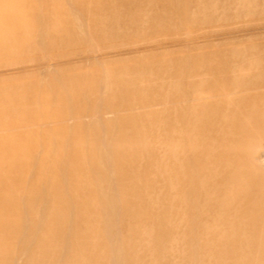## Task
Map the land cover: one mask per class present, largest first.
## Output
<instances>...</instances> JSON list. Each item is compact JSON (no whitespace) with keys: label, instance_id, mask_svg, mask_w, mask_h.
I'll return each instance as SVG.
<instances>
[{"label":"rangeland","instance_id":"obj_1","mask_svg":"<svg viewBox=\"0 0 264 264\" xmlns=\"http://www.w3.org/2000/svg\"><path fill=\"white\" fill-rule=\"evenodd\" d=\"M67 1L82 26L89 27L88 35L77 28ZM67 1L10 3L12 10L33 6L32 14L21 17L30 22L39 18L43 38L39 42L35 32L32 48L22 37L16 43L22 47L0 52V249L20 253L25 240L36 243L43 237L39 226L32 228L33 219L54 218L59 209L46 210L49 196L40 200L37 192L33 201L43 202L44 212L32 210L29 192L34 185L38 190L52 182V188L58 186L59 172L50 166L67 154L85 159L80 167L95 173L96 178H84L83 186L95 182L107 191L104 175L110 176L120 215L130 218L103 224L108 235L123 234L121 244L108 240L100 231L103 226L98 229L94 222L95 234L107 242L99 248L103 258L89 264H112L121 255L124 264H264V220L215 207L221 139L240 148L237 160L245 170L258 173L237 178L248 181L246 185L264 179V0ZM3 12L0 8V18ZM238 75L244 82L230 88L226 81ZM136 88L149 91L133 93ZM152 98L157 99L154 109L147 107ZM125 103L136 109L128 110ZM107 107L115 111L107 113ZM41 113H68L77 119L54 126ZM89 121L91 128H85ZM122 142L128 144L123 150L117 146ZM105 149L115 150L110 168L102 163ZM116 154L130 159L122 172L116 169L122 160ZM41 164L48 168L41 170ZM12 176L20 177L16 188L8 183ZM67 181L56 188L75 195ZM228 185L222 186L235 187ZM3 199H20L17 210L7 208ZM89 206L97 210L102 205L93 201ZM3 224L6 229L25 227L10 238L1 235ZM39 252L16 258V264H43Z\"/></svg>","mask_w":264,"mask_h":264},{"label":"bare ground","instance_id":"obj_2","mask_svg":"<svg viewBox=\"0 0 264 264\" xmlns=\"http://www.w3.org/2000/svg\"><path fill=\"white\" fill-rule=\"evenodd\" d=\"M17 1H20V0H0V8L4 11L2 13L4 16L2 18H0V22L3 24L0 26V33L2 34V41L0 42V52H6V51L12 52L13 50L18 49L19 47H22L23 45L19 46L16 44L17 42L19 43V41L22 37H25V39L29 40L28 41L29 44L26 46H29V48H32L31 42H34L36 40L33 38V36L36 34L35 32H39V37H38L39 42L42 40L41 37L43 38V28L39 23V21H40L39 18L35 17L36 20L34 19L33 21L30 22V20H25L21 17V14L26 13V12H28V13L30 12V14H32L34 12V11H32L33 6L30 7L31 9H29L28 4H26V5H23L21 7V9L12 10L10 8V3L17 2ZM68 3H66L67 5H65V6L68 9V11L71 12L73 19L75 18L74 20H76V24L78 26L77 28L82 29L83 34L88 35L89 34V27L88 28L86 27V29H85V27L82 26L83 23L80 21L78 15L72 11L71 7H69L70 2H68ZM58 12H61L62 15H64V13H65L64 10H60ZM64 18L67 22H69V20H71L70 17L68 18L65 15H64ZM8 25L9 26L13 25V26L17 27V31L8 32L7 27H6ZM64 29H66L67 31L69 30V28H67V27H65ZM53 31L62 32L65 30L55 29ZM67 31H65V32H67ZM90 31H91V29H90ZM23 35H25V36H23ZM42 44H43V42L41 43V45ZM241 77L242 76H240V75H238L236 77H231L228 79V81H226V83L228 85H230L229 86L230 88L234 87L233 85L236 86V85L244 82V79H242ZM258 77H261V76L260 75L259 76H253V77H251V79H256ZM145 91L148 92L149 89L148 88H136L135 90H133V93L134 92L135 93H140V92L142 93ZM206 96L207 95H204L205 99H208L210 97V96H207V97ZM166 99H167V97H166ZM156 100H157L156 98H152L150 100V103H153V105L148 104L147 107H151L154 109V106L157 105ZM176 101L177 100H174V102H176ZM182 101L183 100H181L180 102H182ZM162 102H165V101L162 100ZM142 105L143 104H141L139 106H142ZM124 106L128 108L130 105L126 104ZM4 108L5 107L1 108L2 112H3ZM121 109L119 108L118 112H120ZM135 109L136 108H128V110H135ZM8 111L10 112V109ZM34 111H36V110H34ZM113 111H115V110H111L109 107H107V113L113 112ZM1 114L2 113H0V115ZM35 114H37L36 116L39 115V113H35ZM96 114L99 116V114L97 112L94 113V116H96ZM47 115L48 116L42 114L41 116L43 118L46 116V118L51 120V122H52V124H54V126L63 125L67 121L77 119L76 116H73V114H68V113L64 114V115L63 114L59 115L57 113L50 115V113H48ZM3 117H5V116H3ZM53 117H55V118H53ZM7 118H8V116H7ZM30 119H32V118H30ZM48 119H45V120H48ZM202 119L204 120V116H199V121H203ZM5 121H8V120H5ZM46 122H48V121H46ZM171 122L173 124L175 121L173 119H171ZM15 123L17 124L16 121H15ZM91 124H93V122H90V121L86 122V123H84V127L85 128H91V127H89V126H91ZM8 125H10V124H8ZM15 126H17V125H15ZM93 126H95V125H93ZM2 127L3 126L0 125L1 129H2ZM92 128H94V127H92ZM7 129H9V127L6 128V130ZM16 129H17V127H16ZM174 135H175V133L173 134L172 137L176 138ZM170 138H171V136H170ZM126 145H128V144H125V142L117 144L119 149H122V150L127 147ZM233 145H234L233 143H227L225 141V138L221 139L220 142H218V149H219V150L217 149L218 150V159H216L217 160L216 163H217L218 167L215 171H216V176H217V182L219 181L220 186H219V189L217 188V190H216L218 192L217 193L218 196H217V201L215 202V207L220 209L221 213L226 212V211H229V212L234 211V214H236V215L245 214V216L248 218L250 215L253 216V214H256L257 218H259V221L261 222L260 219L264 220L263 219L264 218V179L260 178L259 180H254L252 182H249L248 185H246L244 183H246L248 181H244V180L236 177L237 174H241V175L245 176V174H256L257 175L258 173L256 170H253L250 168L245 170L243 168V166L241 165L242 162L240 163L237 160L239 152L241 150L239 147H236ZM95 146H94V148H95ZM97 149H99V148H97ZM82 151H84V150H82ZM111 151H112L111 149H105L104 153H105L106 162L102 161V163L105 164L108 168H110L112 166V164L110 163L111 162V156L114 155L113 153L115 150L113 152H111ZM118 151H121V150H118ZM125 154L126 153H124L123 155H125ZM119 155H121V154H118V156ZM115 156H116L115 158L120 157V156L117 157V154ZM119 159H122L126 163L123 165L122 160H121L122 164L120 163V165L118 166L119 168L118 167L116 168L117 171L119 169V171L122 172L123 169L128 164H130L129 163L130 159L125 157V160H124V158H122V156ZM119 159H118V162H119ZM9 160H12V159L10 158ZM84 161H85V159L83 160L79 156L73 155V157H69V155L66 154L65 156H62L61 158H59V157L56 158V165L50 166V169H54V170H56V172H59L60 178L57 180V183H58L57 185L60 186L59 184L64 183V186H65V184H66L65 182L67 180H71L72 181L71 184H70V182L67 181L69 183L68 186L71 185L72 189H73V187H74V189L76 188L75 192L72 191V192H74L75 195H73V193L72 194L69 193L70 195H67L68 194V193H66L67 188H64V187H62V189L63 188L66 189L65 192H62V190L59 191V188L61 186L59 188H56L58 186H55L52 188L53 182H52V185L48 184L49 187L48 188L45 187L44 189L38 190V186H35V185L31 187V190L29 192L30 197H28V198H30L29 207H31L32 210L37 209V207H39V210H42L45 208L48 211L49 210H55L58 208L59 212L57 213L56 212L57 210L54 211V212H56V215H57L54 218L51 216L45 215V219L44 218L39 219V221L41 222V225H39L40 222L37 221L38 220L37 218H36L37 220L33 219V223H32L33 227L32 228L34 229V227H36V230H37L40 227L38 230L42 229L45 232V234L43 233L44 234L43 237H40L36 243H33V241L25 242L26 240L25 241L23 240L24 243H26V246L24 247L23 250L20 251V253H15V252L11 253L8 251L3 252L0 249L1 250V252H0V264H16V258H19V257L21 258L24 254H26V256H27V254L33 255L34 253H37V252L39 254L40 253L39 251H41V258L40 259H41V263H43V264H56V263H60V264H86V262L89 264L95 258H96L97 262L103 258L104 255H102V253L101 254L99 253V248L107 242L106 241L107 238L112 243L114 242V244L118 243V242L121 244V239H122L123 234L122 235L121 234H113V235L109 234L108 235V231L106 230V233L104 231L103 224H109V222H110L111 225H114L115 223L116 224L119 223V220H118L119 217H120L119 219H121L120 221H122V222L124 220L126 221V219H130V218L127 217V214H123L124 217H123V215L122 216L120 215L123 211L121 212V210L118 206L119 198L116 195V192L114 190V186H112L113 184H111L112 182H111L109 175H104L105 178H108V182L110 184L109 185L110 187L107 191H105L101 187L98 188V186L95 184V182L90 183V184H86V187L83 186L84 178L89 177V176L96 178V176H94L95 173H93L94 175H92V174L89 175V172L87 169H83L80 167L81 162H83V164H84ZM92 161L93 162H91V161L90 162H91L92 167H94L95 161L94 160H92ZM87 162H88V160H87ZM44 164L43 165L41 164V166H40L41 170H43V168L44 169L48 168V165L47 164L44 165ZM100 164H101V161H100ZM5 165L6 164H3L2 166H5ZM71 165L73 166V169H72ZM61 166L64 168L63 170H61ZM68 167L70 168L69 170H68ZM206 167H208V165L205 166V168ZM116 169H115V171H116ZM110 170L112 173L113 172L112 169H110ZM121 174H120V178H121ZM4 181L5 180H3V182ZM20 181L21 180H20L19 176H12L9 178L8 183L10 184L11 188H16V187H18V183ZM120 181H122V178ZM108 182H107V184H108ZM226 184H229L228 186H235V187L234 188L232 187L231 190L226 189L225 186H222V185H226ZM2 185H4V184L2 183ZM243 186H245V187H243ZM64 189H63V191H64ZM68 189H69V187H68ZM69 190H70L69 192H71V189H69ZM37 192L39 193V194H37V197H39V198L41 197L40 200L44 199L45 198L44 196H49V197H46L47 201H46L44 208L42 207L43 202H42V204H40L41 202H37V200H35V199L33 201V198ZM11 194H12V192H11ZM16 196L18 197V195H16ZM4 200L5 199H3L2 201H4ZM19 200L17 201V199H16L13 201H9L7 199V200H5L4 203H5L7 208L9 206H11V208L17 210L16 208H18V206L20 204ZM93 201L96 203H100L102 205L101 208L99 207V209L95 210L97 208V205H96V207L92 206L93 208H95V209H92V207H90L89 205H90V203L92 204ZM105 201H106V203L104 205ZM37 203H39V204H37ZM12 211L13 210H11V213H12ZM48 211H46V214ZM41 212H44V211L42 210ZM50 212L52 214L54 213L53 211H50ZM14 213H16V212H14ZM5 216H6V214H5ZM38 218H40V217H38ZM4 219H5V217H4ZM154 219H155L154 221L158 222V223H159V221H161V219H157V218H154ZM6 222H8V221H6ZM9 222H11V221H9ZM29 222L31 224V221H29ZM94 222H95V224L98 223V226H96V227H98V229L100 226H103V231L101 230L102 227H100L101 228L100 231L104 232L105 233L104 235L107 236V238H105V236H104L105 243L102 240V238H99V236L95 234V230H97V229L94 226L92 227ZM112 223H114V224H112ZM251 223H254V221L252 220ZM261 223H264V221ZM8 224H6V225L3 224V227L4 226L7 227ZM11 224H13V223H11ZM27 224H28V221H27ZM20 226L21 225H19L18 228H20ZM23 226L24 225H22L21 227H23ZM6 227H4V231L1 232V235H6V236H9L10 238L11 237L13 238V232H15V230H19L18 228H15L14 226L13 227L10 226L9 229H6ZM24 229L26 231V228H24ZM82 230L85 231V233H87V236L85 234H82V232H83ZM117 230L115 229L114 232L115 233L118 232ZM126 230H127V228H126ZM130 231L131 230L126 231V233H129ZM96 233H98V232L96 231ZM23 235H25V234H23ZM36 235H39V232H38V234L36 233ZM45 235H48V237H46ZM24 238H27V237H24ZM31 238H33V237H31ZM1 239H2V236H1ZM1 239H0V241H2ZM21 239H23V238H21ZM6 240H7V238H6ZM32 240H34V238ZM11 243H13V242H11ZM56 243H59L60 245L65 244L64 245L65 248L63 246H61V247H63L64 249H62V248L60 249V248L55 247ZM0 246L3 247V245H0ZM7 246H9V248H10L12 245H7ZM53 246L55 247L54 249H53ZM84 247H86L87 249L89 247H91V248L88 249V251L85 250V252H87L86 254H84V253L78 254V252H80V250L83 249ZM25 248H28V250ZM42 250H44V251H42ZM118 257L115 258V260H113L112 264H124V256L121 255ZM24 264H35V263L28 260L27 262L25 261Z\"/></svg>","mask_w":264,"mask_h":264}]
</instances>
